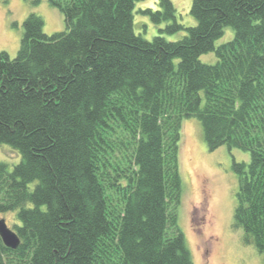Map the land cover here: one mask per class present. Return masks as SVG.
Segmentation results:
<instances>
[{
    "label": "trees",
    "instance_id": "1",
    "mask_svg": "<svg viewBox=\"0 0 264 264\" xmlns=\"http://www.w3.org/2000/svg\"><path fill=\"white\" fill-rule=\"evenodd\" d=\"M138 1L49 0L65 29L31 12L16 55L0 51V144L21 157L0 161L19 237L0 238V264H194L177 216L191 117L208 150L249 153L232 162L233 225L264 254V0H191L188 26L158 0L140 10L165 24L151 39L134 32Z\"/></svg>",
    "mask_w": 264,
    "mask_h": 264
},
{
    "label": "rangeland",
    "instance_id": "2",
    "mask_svg": "<svg viewBox=\"0 0 264 264\" xmlns=\"http://www.w3.org/2000/svg\"><path fill=\"white\" fill-rule=\"evenodd\" d=\"M171 1L177 21L185 26L194 25L195 20L189 13L191 0ZM145 8L158 9V0L136 2L133 28L136 34L151 39L165 24H154L149 15L140 11ZM31 12L41 16L45 34L65 29L63 15L49 0H0V51H6L10 57L16 55L23 21ZM184 33L163 36L176 40ZM231 37L232 29L227 28L216 43ZM216 59L213 52L200 56L202 62L209 64ZM20 159L16 149L7 143L0 144V161L12 167ZM233 160L247 162L249 153L236 148L229 151L225 145L210 151L199 120L193 117L182 120L179 156L182 188L177 216L194 264H264V254L245 243L243 231L233 225L237 190ZM14 214V211L0 213V219L11 229L16 221Z\"/></svg>",
    "mask_w": 264,
    "mask_h": 264
},
{
    "label": "water",
    "instance_id": "3",
    "mask_svg": "<svg viewBox=\"0 0 264 264\" xmlns=\"http://www.w3.org/2000/svg\"><path fill=\"white\" fill-rule=\"evenodd\" d=\"M0 238L6 247L15 249L19 244L17 233L9 228L4 219H0Z\"/></svg>",
    "mask_w": 264,
    "mask_h": 264
}]
</instances>
